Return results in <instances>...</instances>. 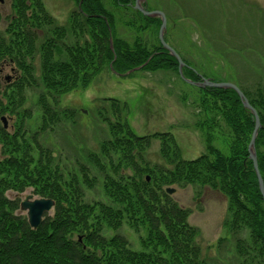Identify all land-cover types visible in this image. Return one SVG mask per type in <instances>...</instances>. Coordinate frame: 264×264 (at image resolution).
Wrapping results in <instances>:
<instances>
[{"label": "trees", "instance_id": "1", "mask_svg": "<svg viewBox=\"0 0 264 264\" xmlns=\"http://www.w3.org/2000/svg\"><path fill=\"white\" fill-rule=\"evenodd\" d=\"M74 1L76 8L70 12L68 24L61 25L47 12L42 0H12L13 13L7 19L6 33H0V65L11 63L20 73L17 80L8 83L10 90L2 93L9 105L0 99V116L9 112L21 117L12 133L0 123V264H204L196 242L197 229L187 222L190 210L179 206L165 191L158 192L142 176L156 175L160 167H150L145 160L151 136L133 131L123 114L127 111L125 103L120 106L118 99L106 98L114 116V120L103 119L109 125L110 137L101 142L99 150L107 156L106 163L92 152L88 156L92 167L79 164L82 183L89 189L95 186L97 167L103 175L106 197L118 207L103 201L85 202L78 176L72 174L65 179L54 163L52 149L41 141L42 134L60 121L56 108L61 95L86 89L105 67L117 74L142 66V71H174L179 76L177 60L159 39L151 48L139 36L129 44L116 35L114 12L103 0ZM110 1L124 25L138 32L148 25L159 29L160 19L135 10L134 0ZM143 6L148 9L145 3ZM69 37L72 41L67 43L65 39ZM164 39L177 51L166 35ZM36 50L40 52L38 78L26 60ZM177 53L185 63L184 76L199 80L193 60ZM39 82L45 88L37 95L40 125L29 132L24 128L25 120L32 117L31 109L25 106L26 90L37 87ZM247 85L239 88L261 123L255 151L264 184V86L257 84L250 89ZM198 90L207 114L204 121L198 122L204 132L205 151L196 158L184 159L170 132H156L153 136L161 140L162 156L171 167L162 168L165 170L158 181H154L156 177L153 181L158 185L193 184L219 191L227 200L226 225L237 251L264 259V203L247 151L254 117L231 88ZM222 122L230 131L225 152L215 144L213 133ZM128 167L134 171L132 175L125 174ZM27 187L38 197L54 200L52 214L45 213L34 229L24 215L16 213L19 200L5 195L7 190L22 192ZM126 215L134 225L146 227L142 245L150 248L149 253L132 251L122 234L115 233L110 238L101 234L102 224L118 230ZM90 217L96 221L89 223ZM240 232L247 234L248 242L239 237Z\"/></svg>", "mask_w": 264, "mask_h": 264}, {"label": "rangeland", "instance_id": "2", "mask_svg": "<svg viewBox=\"0 0 264 264\" xmlns=\"http://www.w3.org/2000/svg\"><path fill=\"white\" fill-rule=\"evenodd\" d=\"M42 1L57 23L68 24L70 12L76 8L74 0ZM103 3L114 12L118 37L130 44L139 36L149 48L157 44L156 26L148 25L138 32L136 28L123 24L110 0H103ZM145 5L148 9L158 7L165 12L169 18L165 31L168 42L187 59L193 60L191 64L200 76L231 82L237 86L249 84L247 86L250 89L257 84L264 86V0H145ZM12 13V0L0 2V33H6L7 19ZM177 17L181 20L173 22L172 19ZM37 32L36 42L39 45L41 30ZM65 41L70 43L72 38H66ZM33 54L26 60L30 62L34 68L33 73L38 78L40 52L36 50ZM19 75V71H11L10 65L3 66L0 73V99L5 106L9 102L2 93L10 90L8 83L17 80ZM6 76H10L9 81L4 79ZM44 91L40 82L37 87L26 90L25 106L31 109L32 117L25 120L24 128L29 132L39 128L41 111L37 95ZM106 98L118 99L120 106L125 103L127 111L123 114L133 131L138 135L151 136L150 145L144 153L145 160L150 167L160 168L156 170V175L142 173V176H148L146 181L158 192L165 191L167 187L174 188V192L169 194L172 200L190 210L187 222L197 229L196 242L204 264H264V259L257 258L254 254L245 256L237 251L235 239L226 225L227 200L219 191L193 184L167 186L154 182L158 181L160 173L171 167L162 156L161 140L153 136L156 132H170L184 159L196 158L205 151L204 132L198 125L199 121H204L207 117L200 104L201 92L194 85L181 80L174 71L140 70L119 75L105 67L86 89L61 95L56 108L60 121L52 126V130L42 134L41 141L52 149L54 163L58 164L65 179H69L72 174L78 176L84 190L83 200L88 203L103 201L111 206H119L106 197L103 175L96 166V182L91 189L82 183L79 171V164L92 167L88 157L92 152L98 153L101 161L106 163L107 156H103L99 150L101 142L110 137L109 125L103 119L109 117L114 120L110 101ZM81 109L86 111L81 112ZM4 115L8 118L7 129L12 133L21 117L9 112ZM229 132L223 122L220 129L215 127L213 130L215 144L224 152ZM1 148L0 143V157L3 156ZM113 159L117 160V156H113ZM133 173L130 167L125 169V174ZM5 195L19 201L27 195L37 197L30 187L22 192L7 190ZM52 212L53 210L49 214ZM16 213L25 215L20 209ZM95 221V218L90 217L89 223ZM115 233L125 236L132 251L150 252V248L142 245L147 237L146 227L137 223L134 225L127 215L118 230L102 224V235L110 238ZM239 237L248 242L245 232H240Z\"/></svg>", "mask_w": 264, "mask_h": 264}, {"label": "water", "instance_id": "3", "mask_svg": "<svg viewBox=\"0 0 264 264\" xmlns=\"http://www.w3.org/2000/svg\"><path fill=\"white\" fill-rule=\"evenodd\" d=\"M3 1V0H0ZM142 1L143 0H135L134 2V8L138 9L142 14L146 16H159L161 19V24L159 27V32H158V37L160 40L161 45L167 49V51L176 58L178 62V73L180 77L187 83L205 88V87H215V88H231L233 89L237 95L239 96L242 105L244 108L249 110L251 114L254 117V127L250 136V140L247 146V151H248V158L252 161L254 172L258 181V188L260 191V194L262 196L263 202H264V184L263 180L261 177V174L258 169V164H257V156L255 152V139L258 133L259 128L261 127L260 121L258 114L256 110L254 109L253 106L250 105L248 102L247 98L244 96L243 92L233 83L231 82H216L213 81L209 78H204L202 77L199 81H194L191 79L186 78L183 73H182V67L185 65L178 53L169 45L165 42L164 40V31L166 27V18L165 14L160 11V10H145L142 6ZM141 66L136 67L134 69H139ZM131 69L127 71L129 73L130 71L134 70ZM6 79L8 80L9 77L7 76ZM0 120L2 121L3 127H7L8 120L5 116H1ZM148 179V178H147ZM174 191L173 188H167L166 192L167 193H172ZM54 205V200L51 198H45V197H40V198H32L31 195H28L24 200H22L19 204V207L21 210L25 211L27 221L29 225L32 228H37V226L40 224L43 214L45 212H49L50 209Z\"/></svg>", "mask_w": 264, "mask_h": 264}]
</instances>
